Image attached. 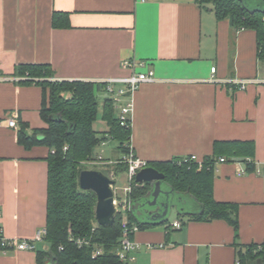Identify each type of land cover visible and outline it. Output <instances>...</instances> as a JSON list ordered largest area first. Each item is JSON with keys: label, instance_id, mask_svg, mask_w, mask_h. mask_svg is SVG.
Returning <instances> with one entry per match:
<instances>
[{"label": "crops", "instance_id": "obj_1", "mask_svg": "<svg viewBox=\"0 0 264 264\" xmlns=\"http://www.w3.org/2000/svg\"><path fill=\"white\" fill-rule=\"evenodd\" d=\"M55 11L68 13L70 26L55 27ZM124 59L142 62L136 71L155 76L133 94L130 147L138 157L153 162L195 154L203 160L216 140L255 141V169L241 174L244 162H219L213 191L216 200L239 205L240 244L264 242V84L241 89L230 82L264 71L256 33L217 19L197 0H0V119H17L16 127H0L4 235L35 240L47 223L50 149L18 141L21 123L48 126L41 116L44 92L18 68L49 64L53 80L103 82L131 75ZM118 152L96 156L115 163ZM192 201L194 209L173 208L177 218L133 234L136 264H236L233 226L225 219L191 220L189 212L200 207ZM176 220L181 228L168 227ZM36 247L0 252V264H39L37 251L50 245L36 239Z\"/></svg>", "mask_w": 264, "mask_h": 264}, {"label": "trees", "instance_id": "obj_2", "mask_svg": "<svg viewBox=\"0 0 264 264\" xmlns=\"http://www.w3.org/2000/svg\"><path fill=\"white\" fill-rule=\"evenodd\" d=\"M197 1L200 5L212 3L217 19L229 18L236 28L254 30L257 57L264 63V0ZM53 25L70 26L68 13L55 11ZM18 70L19 75L43 87L41 116L48 124L45 128L32 129L24 122L18 131V141L26 148L45 145L50 149L46 158L48 202L45 227V240L50 248L48 251H37L38 263L121 264L118 250L122 236V215L117 212L114 223L100 225L96 220L97 194L82 189L79 177L83 169H88L84 162L96 159V146L103 144L109 137L118 142L117 150L121 153L114 164L115 174L128 171L124 156L130 152L132 126L121 124L115 101L109 96L105 82L53 80L54 72L49 64H26ZM102 93H105V98L101 118L106 122L107 129L100 131L95 128V123L100 115L99 96ZM255 152L254 140H216L213 153L203 158L201 168L199 162L186 161L184 158L148 162V166L166 175L164 182L182 197L179 206L183 209L180 213L189 208L188 204H194L192 200H195L200 207L189 212L191 220L225 219L230 222L235 231L236 264H264V242L244 246L240 244L239 205L215 199V171L220 157H225L226 161H242L247 167L246 171H252L255 169ZM130 184L132 190L128 195L129 200L132 203L145 202L152 185L139 183L135 178ZM127 218L130 225L137 224L140 229L149 225L139 221L132 208L127 212ZM78 239H86L89 243L80 246ZM95 244H100L104 251L94 257Z\"/></svg>", "mask_w": 264, "mask_h": 264}, {"label": "built area", "instance_id": "obj_3", "mask_svg": "<svg viewBox=\"0 0 264 264\" xmlns=\"http://www.w3.org/2000/svg\"><path fill=\"white\" fill-rule=\"evenodd\" d=\"M147 1V0H142ZM138 64H142V62H136L133 59H124L122 65L126 68L132 69V73L130 76L126 78L120 79H108L103 82L107 84V92L112 96L115 101H121V97L127 96L128 101L124 104L120 103L119 107V118L122 125L132 124L131 122V114L133 110V94L138 89L141 83L152 81L155 79L154 71L149 70L147 72H137L136 66ZM216 71V67H212V72ZM118 82H122L125 84V87L117 88L116 84ZM233 86L237 88L244 89L249 84L252 83H259L264 84V71L254 77V78H244V79H234L230 81ZM8 127H16L17 126V119L15 115L8 116L5 119H0V127L2 126ZM101 159V156H100ZM186 161L194 160L200 163V168L202 167L203 161L197 155H190L184 157ZM124 161L128 163V179L129 185L125 188L126 196L121 199L118 197V187L115 185L112 186L114 193H115V205H116V213L120 212L122 215V236L120 240V247L118 250V256L121 261V264H136L135 257L132 251L139 247V244L134 241L133 234L138 231L140 228L137 224L130 225L127 212L132 208V202L129 200L128 195L132 190L130 181L135 178L136 174L144 167L148 166V161L138 157L134 150L130 147V152L128 155L124 156ZM225 157H220L218 159L217 165L219 162H225ZM217 169V167H216ZM241 174L246 173V169H242ZM115 213V214H116ZM182 222L179 220L174 221L170 227L171 228H181ZM46 235V229H40L37 232V236L35 240H18L15 238H8L4 235L2 226H0V252L7 253L10 250H36V239L37 240H44ZM78 243L82 246L84 243L88 244L89 241L86 239H78ZM104 248L100 244H95L93 249V256H98L102 254Z\"/></svg>", "mask_w": 264, "mask_h": 264}, {"label": "water", "instance_id": "obj_4", "mask_svg": "<svg viewBox=\"0 0 264 264\" xmlns=\"http://www.w3.org/2000/svg\"><path fill=\"white\" fill-rule=\"evenodd\" d=\"M165 177L163 172L152 166L144 167L136 174L137 182L152 185V190L145 202L132 203V209L135 210L139 221L152 224L162 223L167 220L173 208L178 209L179 212L182 211L183 207L179 206L182 203V197H179L174 189L167 191L163 188ZM79 183L82 189L92 190L97 194V222L100 225L114 223L116 205L112 186L116 184L115 178L100 169H83L80 173ZM146 206H157L156 212L147 211Z\"/></svg>", "mask_w": 264, "mask_h": 264}, {"label": "rangeland", "instance_id": "obj_5", "mask_svg": "<svg viewBox=\"0 0 264 264\" xmlns=\"http://www.w3.org/2000/svg\"><path fill=\"white\" fill-rule=\"evenodd\" d=\"M204 8L206 10V12L209 11L210 8H213V4L212 3H205L204 4ZM104 94L102 93L99 96V111H100V115L99 118L97 120V122L95 123V128L99 129L100 131L106 130L107 129V125L106 122H104L101 118V111H102V105H103V101H104ZM115 101V100H114ZM123 101H115V106H116V110L119 111L118 106L120 105V103H122ZM106 145H98L96 146L95 150H94V154H97L98 152H102L104 154V156L107 157H116L117 156V150L116 147L118 145V142L116 140H114L113 138L109 137L107 139ZM115 151V152H114ZM119 155H121L120 152H118ZM103 158V157H102ZM105 161L106 159H100L99 156L94 159V160H89L88 162H84V165L86 166V168L88 169H95V168H101L104 171H108L109 175L116 179L117 184L116 186L118 187V197H120L121 199L124 198V196H126V191L125 188L129 185V179L128 176L125 173H119V174H115L114 171V164L115 163H100V161ZM190 205L189 208L190 209H194L195 206L193 205V203L188 204ZM187 205V207H188ZM179 215L176 211H172L169 214V219L173 220L175 218H177Z\"/></svg>", "mask_w": 264, "mask_h": 264}, {"label": "flooded vegetation", "instance_id": "obj_6", "mask_svg": "<svg viewBox=\"0 0 264 264\" xmlns=\"http://www.w3.org/2000/svg\"><path fill=\"white\" fill-rule=\"evenodd\" d=\"M163 188L165 189V190H167V191H171V189H173L171 186H170V184H167V183H163ZM171 193H173V192H171ZM177 194V193H176ZM171 195H173V194H171ZM178 196H179V194H178ZM156 208H157V206H146V210L147 211H151L152 213H154V212H156Z\"/></svg>", "mask_w": 264, "mask_h": 264}]
</instances>
